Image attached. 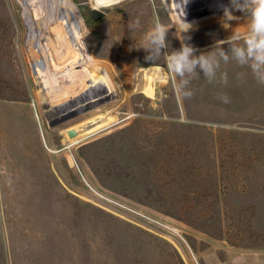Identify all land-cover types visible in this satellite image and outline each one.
<instances>
[{"label":"rangeland","instance_id":"obj_1","mask_svg":"<svg viewBox=\"0 0 264 264\" xmlns=\"http://www.w3.org/2000/svg\"><path fill=\"white\" fill-rule=\"evenodd\" d=\"M226 12L245 14L232 0H0V264H264V85L230 61L227 85L201 72L185 97L139 48L156 21L169 53L246 35L247 15L209 24ZM44 13L56 35L42 44Z\"/></svg>","mask_w":264,"mask_h":264},{"label":"clouds","instance_id":"obj_2","mask_svg":"<svg viewBox=\"0 0 264 264\" xmlns=\"http://www.w3.org/2000/svg\"><path fill=\"white\" fill-rule=\"evenodd\" d=\"M187 2V0H186ZM233 5L243 11L245 15L251 17L249 31L246 35L233 32L232 35L223 41H218L211 51H200L190 43L181 40V47L172 50L170 53L164 51L168 49L167 39L169 29L159 21H156L151 31L145 34L143 48L147 52L146 60L152 64L159 61L161 56L166 59L167 69L175 74L177 80L174 81L178 93L185 97L194 95L190 87L192 81L201 77L209 83L219 82L223 85L228 83V73L222 71V65L235 61L241 68L250 70L251 77L261 85H264V0H232ZM229 16L230 12H226ZM187 25L184 32L191 28ZM140 25V19H130L128 28L133 32ZM228 48L225 49L224 45ZM248 73H239L237 78H242ZM224 103H228L227 95H220Z\"/></svg>","mask_w":264,"mask_h":264},{"label":"bare ground","instance_id":"obj_3","mask_svg":"<svg viewBox=\"0 0 264 264\" xmlns=\"http://www.w3.org/2000/svg\"><path fill=\"white\" fill-rule=\"evenodd\" d=\"M103 1H108V2H113V1H115V0H98V4H99V2H103ZM200 1H207V0H187V2H186V0H172V2H173V5H174V7H175V10L176 11H180V12H185V11H187V9H189V7L190 6H192V5H194V4H196V3H198V2H200ZM48 9V8H47ZM49 10V9H48ZM48 10H46V11H48ZM36 14V13H35ZM56 13L55 14H53V16H52V14H48V13H44L43 15H41V16H38L39 18H38V23H36V29L37 28H39L40 27V34H41V38L39 37L38 38V35H39V30H36V32L37 33H35V34H37L36 36H37V40L40 42V43H42V44H44V40L46 39V38H51V36L53 37V36H55L56 35V33H53L54 31H51L49 28H47L45 25H46V22L47 21H49L50 20V18L51 17H53V18H56ZM246 18V15L245 14H243V13H239V14H236V13H231V15H229V16H227V17H224V18H222V19H220V20H218V21H216V22H209V24H214V26L216 27V28H218V31L219 32H224V31H227V32H229L230 31V29L231 28H229L228 26L226 27V24L227 23H229V22H231V21H235L236 19H238V20H240V21H242V20H244ZM55 20V19H54ZM53 22V21H52ZM54 23H52V25H53ZM32 28H33V26H32ZM240 28H241V26H240ZM55 29V28H54ZM34 31V30H33ZM55 32H56V30H55ZM58 32V31H57ZM75 33H76V35H75ZM73 32V39H75L76 37H77V34H78V31L77 32ZM34 34V33H33ZM58 38H60V37H58ZM33 39H34V37H33ZM59 40H61L62 42H60V45H58L57 47L59 48V47H62L63 48V45H64V41L62 40V38L61 39H59ZM31 41V40H30ZM35 41H36V39H35ZM34 41V42H35ZM32 42V41H31ZM50 42V41H49ZM53 42V41H52ZM39 43V44H40ZM33 45V44H32ZM35 45V44H34ZM38 45V44H37ZM36 45V46H37ZM53 45V44H52ZM35 47V46H34ZM54 49V48H53ZM37 50V52L36 53H34L33 51V55L35 56V60H36V62L37 63H41V62H43L44 61V58H43V54H41V49H36ZM38 53V54H37ZM46 58V57H45ZM159 70H160V68L159 67H149L148 68V73L151 75V74H158L159 73ZM90 78V74H85V75H82V79L84 80L85 78ZM84 81H86V80H84ZM95 85H99L98 83H92V84H87L86 86L87 87H92V86H95ZM105 87V86H104ZM103 87V88H104ZM102 88V87H101ZM84 89V88H83ZM95 90H96V88H95ZM147 90L151 93L152 91H153V88L152 87H147ZM83 91V90H82ZM88 91V90H87ZM100 92V91H99ZM86 95V94H85ZM99 95V94H98ZM102 95V94H101ZM88 96L90 97V99H96V98H98L97 97V94H91V93H89L88 94ZM102 117V116H101ZM104 117H106L105 119H103V120H98L99 122L97 123V125H95V126H92V127H89V126H87V127H84L83 129H81V132L79 133V135L78 136H76V137H74V138H72L71 139V141L70 142H75V141H78V140H80V139H82V137H85V136H87L88 134H90V133H92V132H95L97 129L99 130V128L101 127V126H103V125H107V124H109V123H111V122H113L114 120H115V116L114 115H112L111 113H109V112H107V113H105L104 114ZM107 127V126H106Z\"/></svg>","mask_w":264,"mask_h":264},{"label":"water","instance_id":"obj_4","mask_svg":"<svg viewBox=\"0 0 264 264\" xmlns=\"http://www.w3.org/2000/svg\"><path fill=\"white\" fill-rule=\"evenodd\" d=\"M111 10V7L102 6V8L92 7L89 9L90 14L92 15V19L89 20V24H92L93 22L97 21L101 17H103L107 12ZM81 132V129H78L77 127H71L67 130V133L69 137H76Z\"/></svg>","mask_w":264,"mask_h":264}]
</instances>
